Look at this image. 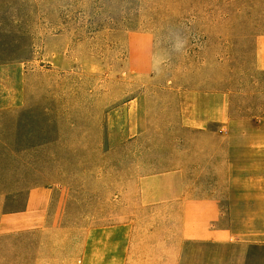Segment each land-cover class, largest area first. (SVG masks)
Returning a JSON list of instances; mask_svg holds the SVG:
<instances>
[{
  "label": "rangeland",
  "instance_id": "obj_1",
  "mask_svg": "<svg viewBox=\"0 0 264 264\" xmlns=\"http://www.w3.org/2000/svg\"><path fill=\"white\" fill-rule=\"evenodd\" d=\"M243 2L247 13L241 0H0V94L22 99L0 110L24 111L15 126L0 120V215L52 185L60 215L77 216L79 202L82 216L104 217L114 192L189 150L203 170L197 191L220 197L234 239L191 244L181 261L163 215L161 264L215 253L264 264V0ZM188 93L226 97L216 134L179 130Z\"/></svg>",
  "mask_w": 264,
  "mask_h": 264
},
{
  "label": "crops",
  "instance_id": "obj_2",
  "mask_svg": "<svg viewBox=\"0 0 264 264\" xmlns=\"http://www.w3.org/2000/svg\"><path fill=\"white\" fill-rule=\"evenodd\" d=\"M2 72L0 80L8 83ZM19 94H0V108L19 105ZM180 108L179 130L187 133L216 134L211 126L230 119L223 95L188 93ZM137 136L135 133L128 139ZM220 138L224 140V136ZM229 149L227 144V167ZM187 152L191 151H184L175 168L139 177L134 191L129 183L114 192L104 217L95 218L93 210L82 216L83 204L79 202L75 205L81 209L77 216H62L56 207L54 186L30 188L24 207L0 215V264H161V228L167 214L173 215L171 238L175 236L181 261L184 257L188 261L191 244L223 247L233 241V228L225 225L220 197L197 191L203 170L198 171L194 154ZM165 244L172 246V240ZM210 258L206 264L223 260L216 253ZM228 263L241 264L240 257L233 256Z\"/></svg>",
  "mask_w": 264,
  "mask_h": 264
},
{
  "label": "trees",
  "instance_id": "obj_3",
  "mask_svg": "<svg viewBox=\"0 0 264 264\" xmlns=\"http://www.w3.org/2000/svg\"><path fill=\"white\" fill-rule=\"evenodd\" d=\"M243 1H245V0H241V4H240V6H238V9H237L238 10V13H247L248 9H251L252 8L251 6H248V5L246 6V4H244ZM261 10H262L261 16H262V24H263V29H262L261 33L264 34V7ZM9 32H11V30H9ZM6 45L9 46L7 43H6ZM0 56H3V54H2L1 51H0ZM15 60H21V58H16ZM1 61H3V60L0 59V62ZM23 113H24V111H22V110H12V111H9V110H7V111L0 110V120L2 118L8 119L15 126V125H17V123L19 122V120H22ZM10 134L13 135V136L14 135L15 136L16 135H20L16 127L10 132ZM0 135H4V134L1 133V131H0ZM11 152L12 151H8V153H11ZM255 248H257V246L252 247V249H255ZM249 254H251V253H249Z\"/></svg>",
  "mask_w": 264,
  "mask_h": 264
},
{
  "label": "clouds",
  "instance_id": "obj_4",
  "mask_svg": "<svg viewBox=\"0 0 264 264\" xmlns=\"http://www.w3.org/2000/svg\"><path fill=\"white\" fill-rule=\"evenodd\" d=\"M185 43H186V41H183V40L177 38L174 47H175V49H176L177 51H180V50L184 47V44H185ZM158 62H159V61H158Z\"/></svg>",
  "mask_w": 264,
  "mask_h": 264
}]
</instances>
